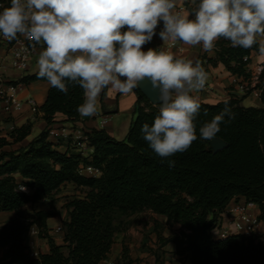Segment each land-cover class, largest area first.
Instances as JSON below:
<instances>
[{
  "label": "trees",
  "instance_id": "trees-1",
  "mask_svg": "<svg viewBox=\"0 0 264 264\" xmlns=\"http://www.w3.org/2000/svg\"><path fill=\"white\" fill-rule=\"evenodd\" d=\"M258 45L257 39L251 49L232 47L221 37L214 42L215 55L207 61L212 65L220 62L232 74L250 79L247 66ZM37 73L24 74L20 82L28 85L47 81ZM255 88L261 89L263 106H244L237 95L226 99L235 118L221 124L216 138L223 139L226 146L216 152L210 141L199 138V128L224 108L225 100L199 101L200 115L194 121L197 139L188 150L167 158L175 160L170 168L167 159L162 162L143 139L142 125H152L158 107L138 87L133 89L137 94L135 117L124 139L114 138L104 128H93L86 132L92 147L90 158L75 151L70 141L72 147L68 144L66 150H58L49 140L47 127L56 123V113L73 124L79 121L77 107L84 102V93L73 86L65 95L50 85L39 107L46 128L18 146L15 144L31 134V122L0 136V212L15 213L0 226V247L4 248L0 264H100L111 251L118 225L125 223L116 222L114 213L127 217L144 210L164 216L171 226L179 225L167 237L159 233V241L162 245L172 242L174 252L186 255L190 264H264L260 236L212 235L220 225L222 211L231 202L256 203L259 219L264 220V148L258 144H264V63ZM81 164H91L102 173L98 177L82 174ZM66 184L82 188V194L65 202L62 243H57L48 226V219L58 215L54 208L35 210L28 216H23L22 210L29 203L52 198ZM21 185L27 190L20 191ZM34 225L49 245L48 252L37 256H33L27 241Z\"/></svg>",
  "mask_w": 264,
  "mask_h": 264
},
{
  "label": "clouds",
  "instance_id": "clouds-1",
  "mask_svg": "<svg viewBox=\"0 0 264 264\" xmlns=\"http://www.w3.org/2000/svg\"><path fill=\"white\" fill-rule=\"evenodd\" d=\"M161 21L159 36L170 44H201L211 51L223 37L232 47L251 49L258 36L264 37V0H199L190 11L178 9L177 0H10L0 11V34L8 41L20 34L46 45L38 57L37 77L65 95L70 87L82 88L81 116L97 113L98 97L109 85L128 94L149 80L158 114L151 126L142 125L141 133L163 162L197 139L194 121L201 104L191 93L205 88L207 73L199 62L194 66L170 51H142ZM258 52L264 58V39ZM234 118L225 100L224 108L199 128V138L215 141L221 124ZM167 163L175 166V160ZM19 190L27 189L21 185Z\"/></svg>",
  "mask_w": 264,
  "mask_h": 264
},
{
  "label": "crops",
  "instance_id": "crops-1",
  "mask_svg": "<svg viewBox=\"0 0 264 264\" xmlns=\"http://www.w3.org/2000/svg\"><path fill=\"white\" fill-rule=\"evenodd\" d=\"M187 1L190 0H186V2ZM197 5L198 3H196V6ZM185 11H189V10L186 9ZM257 39L259 43V41L261 39H264V37L258 36ZM161 42L164 41L161 38H159L157 34H155L153 39L149 43L142 46V51H147L148 49L158 50V45ZM179 43L181 44L183 49L181 51H178L175 48L172 49L171 53L174 55V57L190 59L193 61L194 66L197 62H199V64L203 67V69L207 73L206 84L209 85L210 89L191 93L193 96L197 97L199 101L207 102V103H217L219 101L226 100L233 95H237L242 99L241 103L244 106H263L261 97L251 93L244 95L238 90L237 82H241L245 80L244 77L238 76L236 74H232L220 62L217 65H212L207 61V58L213 57L215 55L214 47L211 51H205L201 44H198L196 46H189L183 44L181 41H179ZM45 48L46 45L43 44V42L37 44L31 59L30 67L25 72V74L33 73L36 70H38V57ZM263 63H264V58H262L259 55L258 51H253L251 55V62L247 66V69L251 72L252 75L251 79L257 78V74L259 73V67H262ZM31 68L34 69L31 71ZM121 79L123 80L124 78L121 77ZM49 87L50 84L47 81H41V80L34 81L26 85L21 91L20 95L23 99L29 96L33 97L36 100L38 106L40 107L46 100ZM136 100H137V94L135 93L134 90H132L128 94H123L116 91L109 85L107 88L102 90L100 96L98 97L97 113L93 116H87V117L80 116V120L74 122V124L82 126L86 130H91L93 128H97V129L104 128L114 138L119 140L124 139L128 132L129 126L135 117L134 108H135ZM247 100H249L248 103ZM101 116H107L109 118L107 125L105 126L100 125ZM55 120H56L55 124L58 123L73 124L72 122L65 120V116L61 113H56ZM26 122L32 123L33 126L32 132L23 142L15 144V146L27 143L33 137H35L41 130L45 129L47 126L46 121L43 119V113L41 111H39L38 113H33L28 104H25L20 110H14L10 113H6L2 110V104L0 102V136L7 135L10 131L14 129V127L21 126ZM35 128L37 129L36 134L33 133ZM49 140L54 141L57 144L58 150L61 151L66 150L68 144H70L69 146L72 147V144L69 143L68 140L62 138H58L57 140H54L53 138L49 137ZM74 150L76 151V149ZM233 204L234 202H231L222 211L221 223L223 226H227V225L230 226V234H237L239 232L234 230L228 218V210L231 206H233ZM253 211L260 214V210L258 207ZM152 213L154 217H157V219L155 218L153 222H151L149 225H146L147 227L146 230H143V228L139 227L138 225L136 227L138 229L143 230L144 236L152 233L154 234V232L156 233V231H158L157 233L158 236L160 233L161 236L167 237L173 234L179 228V225L176 223L173 224L176 225V227L167 224L171 231L168 234L163 235L159 229L160 222H158L159 221L158 218L159 217L164 218L165 223H166V218L157 213L154 212ZM1 215H7L8 217L12 218L15 216V213L12 211H3L0 212V216ZM62 221L60 217H53L48 219L50 234L54 236V233H56V227L62 226ZM129 227L128 225L126 227L124 226L119 231L116 232L115 241L111 247V251L109 252L107 258L102 260L100 264H125L123 262V256H122V246H123L122 238L124 235L128 233L126 231H128ZM133 227L134 225H132V228ZM257 233L263 235L262 237H264V220H261L260 229L258 230ZM117 235H119L120 237L119 236L117 237ZM141 236H143V234ZM144 236L142 238H144ZM27 241L32 249L33 256H37L39 253H46L49 251V245L47 240L45 238L39 237L38 228L35 225L32 226L31 229L28 231ZM56 242L61 243L58 240H56ZM164 246L169 247V250L172 252L173 256L182 257V255L174 252L175 246L172 242H169ZM0 251H1L0 256H2L4 248L0 247ZM186 259L187 261H189L188 257Z\"/></svg>",
  "mask_w": 264,
  "mask_h": 264
},
{
  "label": "built area",
  "instance_id": "built-area-1",
  "mask_svg": "<svg viewBox=\"0 0 264 264\" xmlns=\"http://www.w3.org/2000/svg\"><path fill=\"white\" fill-rule=\"evenodd\" d=\"M10 6V0H0V11L3 8ZM177 8L186 10V0H177ZM163 28V22L159 23L156 29V34L159 36V32ZM122 31H126V28ZM37 44L34 41H29L26 37L18 34L17 38L12 41H8L0 34V102L2 104V110L6 113H10L14 110H20L25 104H28L33 113H38L40 108L36 100L29 96L22 98L20 93L26 86L20 82V78L29 69L32 56L34 54ZM181 51L183 47L179 41L175 44L169 42H161L158 45V50L172 51V49ZM247 60V57H244ZM262 67H259L261 71ZM255 79H245L241 82H237L238 90L246 94H254L261 96V89L255 88ZM208 84L205 85L203 90H209ZM109 118L107 116H101L100 125L105 126L108 124ZM48 136L57 140L62 138L70 141L75 147L76 151L85 157H89L92 153V147L89 145L88 137L86 135L87 130L76 124H51L47 127ZM80 173L88 176L98 177L101 175V169L91 164H81ZM257 208L256 203L252 201L243 200L241 202H235L228 210V218L234 230L239 233L251 235L256 234V230L259 227L261 220L255 210ZM62 227L57 226L56 232H61ZM230 234L229 226L220 225L212 230L214 238H224ZM257 235V234H256ZM264 241V238L261 237ZM33 254V252H32Z\"/></svg>",
  "mask_w": 264,
  "mask_h": 264
},
{
  "label": "rangeland",
  "instance_id": "rangeland-1",
  "mask_svg": "<svg viewBox=\"0 0 264 264\" xmlns=\"http://www.w3.org/2000/svg\"><path fill=\"white\" fill-rule=\"evenodd\" d=\"M196 7L195 0H190L186 2V9L189 11ZM34 68H31V71ZM260 73V71H259ZM258 73V74H259ZM257 74V75H258ZM252 83H256L252 81ZM249 100H247V103ZM34 134L37 133V129L35 128L33 131ZM82 194V188L76 187L73 184L63 185L56 194L50 199H43L36 203H29L23 207L22 215L28 216L31 213H33L35 210L40 209H50L54 208L58 215L56 217H60L61 221L67 217V212L64 207L65 202L76 195ZM243 201V200H241ZM239 201V202H241ZM258 207V206H257ZM116 217V222H119L122 220L123 225L120 226L119 230L122 227H126L128 225L129 229L126 235L122 238V256H123V262L126 264H190L189 261H187V256L182 255L180 256H173L172 252L169 250L168 246H164L160 244L159 237H158V231L154 234H149L144 236L143 230H146V225H149L151 222L157 219V217H154L153 213L150 210H144L141 212H137L134 214H131L129 216H122L121 214L114 213ZM259 216V213H257ZM13 218V217H12ZM12 218L8 217L7 215H1L0 216V226H2V223L9 222ZM158 222H160V231L163 235L168 234L171 230L168 227L167 223H165L164 218L159 217ZM231 224V223H230ZM261 224V222H260ZM259 227L256 230V234L260 237L263 235L258 234ZM132 225L134 227L132 228ZM136 225V226H135ZM137 225L143 230L136 228ZM232 225V224H231ZM176 227V225H173ZM230 228V226H229ZM62 232V231H61ZM56 232L54 233L55 240H58L62 243V233ZM143 234V236H141ZM119 235H117L118 237ZM116 237V238H117ZM120 237V236H119ZM264 238V237H262ZM1 254V251H0Z\"/></svg>",
  "mask_w": 264,
  "mask_h": 264
},
{
  "label": "water",
  "instance_id": "water-1",
  "mask_svg": "<svg viewBox=\"0 0 264 264\" xmlns=\"http://www.w3.org/2000/svg\"><path fill=\"white\" fill-rule=\"evenodd\" d=\"M138 88L151 103L155 104L154 102L156 101L157 94L149 80L145 79L139 84ZM210 145L212 149L216 152L224 148L226 146V142L221 138H216L215 141L210 142Z\"/></svg>",
  "mask_w": 264,
  "mask_h": 264
}]
</instances>
